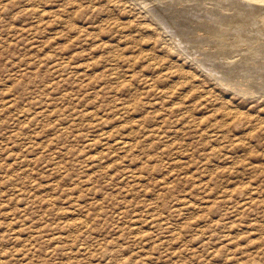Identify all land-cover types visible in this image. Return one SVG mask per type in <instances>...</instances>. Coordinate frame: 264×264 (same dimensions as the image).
<instances>
[{
	"label": "rangeland",
	"instance_id": "374dc122",
	"mask_svg": "<svg viewBox=\"0 0 264 264\" xmlns=\"http://www.w3.org/2000/svg\"><path fill=\"white\" fill-rule=\"evenodd\" d=\"M259 16L0 0V264H264Z\"/></svg>",
	"mask_w": 264,
	"mask_h": 264
},
{
	"label": "bare ground",
	"instance_id": "6f19581e",
	"mask_svg": "<svg viewBox=\"0 0 264 264\" xmlns=\"http://www.w3.org/2000/svg\"><path fill=\"white\" fill-rule=\"evenodd\" d=\"M165 1V0H164ZM162 5H165L166 6V8H171L170 6H172L171 4L173 3L172 1H168V2H163V1H161L160 2ZM167 4V5H166ZM176 6H177V4H176ZM184 6V5H183ZM256 7H258V6H256ZM175 8V7H174ZM217 8H218V5H217ZM216 9V8H215ZM241 9H242V7H241ZM258 9V8H257ZM261 9H263V8H261ZM164 10V9H163ZM211 10V9H210ZM245 10V9H244ZM252 10V9H251ZM166 12H167V10H165ZM219 11V10H218ZM217 11V12H218ZM239 11V10H238ZM241 11V10H240ZM239 14H240V12H239ZM166 15V14H165ZM207 15V14H206ZM211 15V14H210ZM247 15V14H246ZM260 15V14H259ZM263 15V14H262ZM205 16V15H204ZM213 16V15H212ZM206 17H208V15L206 16ZM215 17V16H214ZM217 17V16H216ZM215 17V18H216ZM223 17H225V16H223ZM214 18V19H215ZM220 18V17H219ZM218 18V19H219ZM227 18H229V17H227ZM237 18V17H236ZM256 18V17H255ZM207 19V18H206ZM210 19V18H209ZM213 19V18H212ZM217 19V20H218ZM242 19V18H241ZM223 20V19H222ZM238 20H240V18H238ZM213 21H215V20H213ZM256 21L258 22V24L260 25V27H261V29L264 31V16H259V17H257L256 18ZM257 22H256V26H258L257 25ZM229 23V22H228ZM236 23V22H235ZM219 24H220V22H219ZM229 24H231V23H229ZM212 25V24H211ZM255 25V24H254ZM220 26H222V25H220ZM226 26V25H225ZM228 26V25H227ZM223 27V26H222ZM221 27V28H222ZM235 27V26H234ZM215 28V27H214ZM217 28V27H216ZM227 28V27H226ZM237 28V27H236ZM228 29V28H227ZM234 29V28H233ZM259 28H257V30H258ZM261 29H259V30H261ZM229 30V29H228ZM261 30V31H262ZM231 31V30H230ZM218 32V31H217ZM216 33V32H215ZM240 33V32H239ZM264 33V32H263ZM262 33V34H263ZM188 34V33H187ZM220 34V33H219ZM223 34V33H222ZM231 34V33H230ZM210 35V34H209ZM215 35V34H214ZM217 35V34H216ZM246 35H247V33H246ZM249 35V34H248ZM255 35V34H254ZM259 35V34H258ZM189 36V35H188ZM184 37V38H182V40L183 41H185V43L186 42H188V40H189V37ZM211 36V35H210ZM209 36V37H210ZM196 37V39H205L206 38V35H197V36H195ZM208 37V38H209ZM216 37V36H215ZM219 37V36H218ZM250 37V36H249ZM258 37H260V36H258ZM208 38H206L207 40H208ZM190 42V41H189ZM263 42V41H262ZM184 43V42H183ZM187 44V43H186ZM211 49V48H210ZM219 49V48H218ZM250 52V51H249ZM245 61V60H244ZM243 61V62H244ZM257 64V63H256ZM156 103V102H155ZM128 142H124V141H121V142H118V143H116V146H117V148H120V149H125V148H127V146H128V144H127ZM77 219V218H76ZM80 224V223H79ZM86 224V223H85ZM82 225V224H81ZM80 225H78L77 223H72V224H70L69 225V228H71V227H79Z\"/></svg>",
	"mask_w": 264,
	"mask_h": 264
}]
</instances>
